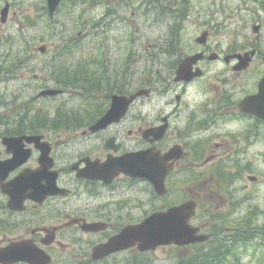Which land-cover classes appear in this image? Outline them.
<instances>
[{
  "label": "flooded vegetation",
  "instance_id": "af4514ba",
  "mask_svg": "<svg viewBox=\"0 0 264 264\" xmlns=\"http://www.w3.org/2000/svg\"><path fill=\"white\" fill-rule=\"evenodd\" d=\"M182 4L181 6L178 4L179 8H177V6L164 4L162 0H153L152 5L156 7L154 8L155 18L160 20L164 13L169 14V12L173 13V18H176L175 15L180 18L188 15L189 6H182ZM254 24H260L262 30L260 20L254 19ZM110 26L113 29V24ZM206 29L209 35L205 44H200L195 39L191 51L184 57L170 62L167 72L149 71L153 78L132 91H129L130 80L128 75L125 76L123 67L107 65L100 67L98 64V66H92L89 76L92 77L91 82L89 81L92 89V104L94 100L96 101L98 92L106 95V106L102 111L92 109L90 118L92 121H86L84 118H87V114L84 113H79L78 116L58 114L56 121L49 128L20 132V134H40L50 143L53 166L48 173L49 177H56V193L48 194L42 201L27 199L23 210L9 209L12 227H19L23 231L17 236H5L4 239H0V246L12 241L28 239L31 244L37 245L51 256L49 264L113 262L144 264L146 258L149 262L155 256L158 258L161 249L167 252L165 259L168 258L169 261L174 259V262L170 264L190 262L193 254L198 250L207 253L212 263L249 262L251 264L257 261L259 264H264V209L257 208L255 197L250 191L251 188L254 191L258 183H264L262 180L264 170H261L263 169L261 166L257 169L256 166H249L243 172L245 175L242 181L243 187L250 191L247 199H242L241 194L229 193L234 198L226 197L223 207L212 210V208H199L200 201L207 199L206 195L198 198V194H187L185 200H196L198 203L196 215L191 223L200 228L199 233L209 235L207 241L184 246L175 244L160 246L147 252L132 247L101 259H95L92 256L96 245L106 242L110 237L120 233L124 227L139 223L156 211L151 207L150 199L144 191L145 186L152 191V184L148 180L142 177L134 178L126 173H120L110 182L93 177L94 174L101 173L100 166L110 156H121L150 147L166 153L171 148L180 146L184 151L183 157L193 153V162L204 168L208 161L197 162L202 154L205 155L204 148H211V151L216 153L213 160L217 162L228 153L259 152L264 155V119L254 113H245L240 110L241 101L260 92L262 75L251 85L217 86L210 91L206 90L207 95L203 99L195 102L188 101V88L198 79L205 77L211 62L225 61L227 55L245 53L249 50L231 49L224 52L211 41V28ZM252 48L257 50L256 55L246 68L238 69L235 65L238 62L236 58H231L227 63L232 64V72L237 76L249 73L255 59L262 57L260 47L254 46L250 49ZM194 54H202V57L192 66L193 71L201 68L203 74L189 81H177L179 65L185 57ZM213 55L215 58H211ZM35 77L42 81L45 79L39 90L55 86V84H49V76L35 75ZM68 77L76 78V75L65 72L62 76L58 75L56 84L63 89L61 95L71 92L67 90L65 83L77 86V82L72 83ZM142 87L151 88L150 95L137 98L119 122L97 131H91L88 128L90 124L94 125L104 116L112 104L114 95H126ZM57 96L54 95L52 98ZM35 98L38 99L39 96H33L32 99ZM145 107H148L149 117L154 116L147 123L143 121ZM164 124L168 126L166 133L162 138L156 139L153 133L155 128ZM111 141L113 146H119V150L109 149ZM27 146L31 148V153L24 167L36 169L40 166L41 151L34 144ZM2 156L6 154L3 152ZM183 157L175 161L172 171L166 177L167 185L171 179L181 177L182 172L179 169L183 168L179 165ZM222 167L220 164L218 174L222 173L226 176L227 185L230 186L232 181L240 178V175L233 173V178L230 179L229 171L224 172ZM22 168L13 172L12 176L17 175ZM41 180H43L42 184L47 185L46 179H40L37 180L38 186ZM244 188L243 191H245ZM168 191L169 195L171 190L168 188ZM236 204L238 205L235 211L229 208ZM162 208L163 206L159 209ZM134 210L141 215L133 217L131 212L137 213ZM97 222L102 223L104 229L92 231V223ZM92 236L95 238L92 239Z\"/></svg>",
  "mask_w": 264,
  "mask_h": 264
},
{
  "label": "rangeland",
  "instance_id": "374dc122",
  "mask_svg": "<svg viewBox=\"0 0 264 264\" xmlns=\"http://www.w3.org/2000/svg\"><path fill=\"white\" fill-rule=\"evenodd\" d=\"M6 1L0 0V10ZM8 1L12 6L9 24L1 25L0 22V33L7 31L8 35L6 36H9V40L4 39L0 44V59L5 60V63L8 61L15 65L20 59H23V67L16 69V75L10 81H5L11 78L9 75H5L7 79L0 77V116L3 115V118L8 119V123L6 120L0 123V128L11 129L15 123L17 125L24 124L23 116L25 115L42 117L39 113H47L48 119L57 117L58 114L78 116L79 113H84L87 114L86 120H89L92 117V109L102 111L106 106V95L101 92H98L97 99L93 101V104L92 99L87 97L90 95L88 92L80 93L78 91L68 92L55 98L32 99L33 96H37L41 88L40 84L43 83L42 80L34 78L35 73L38 75L49 73L58 80V71L55 72V68L63 67L66 70L74 71L82 67L85 69L82 74L87 77L88 70H91L92 66L123 67L125 76H129V89L132 90L144 81L153 78L149 71L152 73L155 71L159 73L160 70L167 72L166 70L170 68L169 63L188 54L193 48L195 38L206 28H211V41L224 52L231 49L234 51L245 50L255 43L264 53V0H162L168 6H173L175 2H178L180 6L182 2V6H189L188 15H183L182 18L175 15L176 18L167 17L163 20H157L156 13L151 15V10L141 8L138 1L130 7L125 6L122 0H110L111 7L117 8L125 20L123 29L114 32L113 36L107 34L104 21L107 8L105 4L94 7V3H92L91 7L90 3L76 0L78 3L73 4L74 0H68L57 12L54 31H51L46 24L49 17L41 12L42 4H45L46 0ZM99 3H101L100 0L97 1V4ZM26 17L37 18L40 24L37 28L27 27L25 29ZM254 19L262 22L260 38H257L258 34L253 31ZM24 30L25 32H23ZM79 32L82 34L79 35ZM64 35L70 38L78 36L79 47H66L64 48L65 53L60 52L59 46ZM100 38L106 40L107 52L104 55L102 49L98 47L97 41ZM26 39L31 47L30 51L26 50ZM41 45L48 47L47 53L39 51ZM54 53H57V56L52 59ZM49 59L52 60V64L48 62ZM92 60L94 61L92 62ZM50 66L53 70L51 72L48 70ZM231 66L232 64H227L223 60L211 62L207 67L205 77L198 79L188 88V101L195 102L198 99H203L207 95L206 90L210 91L217 86L251 85L264 74L262 57L255 59L251 71L245 75L237 76L232 72ZM55 82V80H50L49 84L53 85ZM82 83L87 85L88 81ZM14 105H18L17 109L24 113L23 116H12L7 112V107L10 108ZM20 117L23 121H20ZM153 118V115L149 117L148 107H145L144 123ZM204 150L205 155L202 154L197 160L199 163L208 161L204 168L193 162V153L183 157L179 165L180 168H183L179 169L182 172L181 177L169 181L171 192L165 199L153 198L149 188L144 187L151 207L160 208L164 205L184 201L187 194H198V198L201 195L207 196V199L204 198L200 201V209L212 208V210H216L223 207L226 197L234 198L229 193L241 194L242 199H247L251 191L255 197L257 208L264 209V183H258L259 185L253 187L254 191L252 188L249 191L243 187L242 182L245 179L243 172L249 166H256V169L261 166L263 168L261 170H264L262 162L264 155L259 152L252 154L228 153L224 154L223 159L217 162L213 160L216 153H213L211 148H204ZM217 155L219 154L217 153ZM220 164L223 166L224 172L229 171L230 179L233 178V173L240 175V178L232 181L230 186L227 185L225 183L226 176L222 173L218 174ZM262 180L264 182V179ZM237 205L229 208L235 211ZM1 214L8 217L3 211L0 212ZM131 214L133 217L141 215L138 211L134 214L132 211ZM8 218L12 220L11 217ZM4 224H8V222L0 221V225ZM0 228L1 233L4 227ZM22 231L19 227H8L7 233L1 234L0 239H4L5 236H17ZM93 238L95 237L92 236ZM166 253L161 249L159 257H154L155 261L151 258L149 262L146 258L145 264H150L153 261L154 264L173 263L174 259L169 261L168 258H164ZM239 264H249V262ZM251 264L259 263L254 261Z\"/></svg>",
  "mask_w": 264,
  "mask_h": 264
},
{
  "label": "water",
  "instance_id": "95a60500",
  "mask_svg": "<svg viewBox=\"0 0 264 264\" xmlns=\"http://www.w3.org/2000/svg\"><path fill=\"white\" fill-rule=\"evenodd\" d=\"M62 0H48V8L51 17L54 16L59 4ZM9 4H7L1 11L2 21L5 22L9 13ZM258 30V27L255 28ZM207 32H204L198 39L199 42H205L207 39ZM42 52L45 47H40ZM255 51H252L254 54ZM202 54H196L184 59L179 69L177 70L176 80H191L195 76L202 75V70L197 68L194 72L192 66L196 63ZM240 59L239 68H243L251 60L250 54L247 53L245 58L237 55ZM215 58V56H211ZM227 60L229 58L227 57ZM60 90L48 89L41 92V95H51L59 93ZM149 89H140L129 95H115L110 109L101 117L94 125L90 126V130L97 131L107 127L108 125L119 121L121 117L127 112L129 105L138 97L149 95ZM260 101H264V79L260 85V93L255 96H249L241 103V109L248 111L253 108ZM167 126L159 129V134L156 138H161L166 131ZM158 129H155L157 131ZM155 131L153 133H155ZM35 142L37 146H41L42 157L40 162L42 166L37 171L24 170L14 179L4 183L10 172L25 163L29 157L28 150L24 148L25 142ZM41 136H17L4 137V144L9 153H13V157L7 160H0V181L3 182L2 189L9 194L11 199L9 206L14 209H21L22 203L27 197H45L48 194L56 193V177H49V169L53 165L52 161L47 163V156L49 148H45L47 143H42ZM109 147L112 146V141L109 142ZM117 150L119 147H114ZM182 150L173 148L170 152L162 155L155 148H149L141 151H134L126 153L122 156L109 157V160L100 167L101 173L94 174L95 178H102L110 181L118 173L125 172L134 177L146 178L153 183L155 191L159 194L166 192L165 178L171 171L173 163L170 162L172 158H179ZM49 157V156H48ZM47 173V175H44ZM47 180V185H37V178ZM42 181V180H41ZM31 190V191H30ZM196 202L187 201L181 205L173 206L167 211L156 212L147 217L141 223L128 225L124 227L120 233L110 238L107 243L100 244L94 249V257L102 258L115 251H120L132 246H138L139 249L145 251L155 249L158 245H169L176 243L184 245L196 241H204L207 239L206 235H198V228L190 224L191 218L195 215ZM101 223H92V230H98ZM32 258V251L25 242H13L4 248H0V263H14L16 261L25 260L36 264ZM40 264V263H37Z\"/></svg>",
  "mask_w": 264,
  "mask_h": 264
},
{
  "label": "trees",
  "instance_id": "16d2710c",
  "mask_svg": "<svg viewBox=\"0 0 264 264\" xmlns=\"http://www.w3.org/2000/svg\"><path fill=\"white\" fill-rule=\"evenodd\" d=\"M86 1H87V0H78V2H86ZM78 2H76V0L72 1L73 4H76V3H78ZM92 3H94V0H92ZM92 6H93V4H92ZM41 12H42V13H43V12L46 13V15L48 14V11H47L46 6H42V11H41ZM29 22H30V25H35V21L32 20V19H31ZM54 23H55V20L52 21V20H50V19H48L47 22H46V24L49 26V28H50L51 31H54V27H55ZM77 42H78V39H75V45H74V46H71V47H75V48L79 47ZM2 62H4V60H3ZM16 62H17V61H16ZM22 62H23V61L20 60V61L18 62L17 65H20ZM1 65H2V66L0 67V74L4 75V73H5V74H7V75H11V74L14 73V69H13V68L15 67V64H12V63H11L10 65H6L5 62H4V63H2ZM17 67H18V66H17ZM84 70H85V69H79L78 71H74V73H75V75H76V78H71V80L74 81V82H77L78 85H79V84H82V81H84V80H88V79H89L88 76L86 77V76H84V75L82 74V72H84ZM86 70H88V69L86 68ZM67 71H68V70H67ZM88 72H89V70H88ZM89 73H90V72H89ZM89 73H88V74H89ZM77 74L79 75V77H77ZM74 82H73V83H74ZM79 82H80V83H79ZM69 86H72V85L70 84ZM85 89H86V90H91V87H87V86H86ZM17 115H18V114H17ZM24 117H25V116H23V119H25ZM0 119H2V122H4L3 115L1 116ZM23 119H22V120H23ZM22 120H20V121H22ZM2 122H1V123H2ZM6 123H7V121H6ZM17 126H18V127H17ZM13 127H14V129H15V128L23 129V128H22V125H17V124H15ZM13 127H12L11 129H13ZM24 127L27 128L26 125H25ZM31 129H35V128H31ZM205 263H206V264H210V262H207V261H205Z\"/></svg>",
  "mask_w": 264,
  "mask_h": 264
},
{
  "label": "bare ground",
  "instance_id": "6f19581e",
  "mask_svg": "<svg viewBox=\"0 0 264 264\" xmlns=\"http://www.w3.org/2000/svg\"><path fill=\"white\" fill-rule=\"evenodd\" d=\"M133 187V186H132Z\"/></svg>",
  "mask_w": 264,
  "mask_h": 264
}]
</instances>
